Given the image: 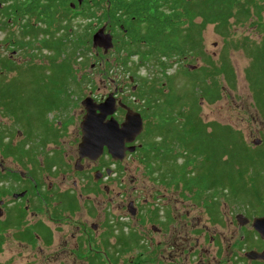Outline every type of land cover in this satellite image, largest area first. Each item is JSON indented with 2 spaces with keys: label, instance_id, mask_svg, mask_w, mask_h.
<instances>
[{
  "label": "rangeland",
  "instance_id": "1",
  "mask_svg": "<svg viewBox=\"0 0 264 264\" xmlns=\"http://www.w3.org/2000/svg\"><path fill=\"white\" fill-rule=\"evenodd\" d=\"M259 3L264 4L263 1H259ZM250 9L252 13L246 21L238 22V14L233 15L229 19L228 24L230 27L226 35L216 32L214 24H207L201 33L200 47H197L198 53L190 51L188 56H182L179 60L176 59L177 63L167 70V74L173 77L172 88L174 94H178V96L186 95L187 100H193L192 94H195V97L199 99L200 111L197 117L205 124H208V129L210 130L209 124L231 128L236 132L235 135L240 138V141L248 148L249 152L253 151L252 148L254 149L255 147H260V149L263 147L264 150V109L263 112H260L261 110L255 101L254 92L247 77L248 73L254 69V54H260L262 52L261 49H264V10L261 14V20L258 21L254 8L250 7ZM73 22H78L79 24L81 20L75 18L71 23L73 24ZM199 22L200 19H195V23ZM90 48L87 53L81 51L80 54L73 55V53L68 52L70 55L68 64L71 66L73 75L72 77L65 75V80L58 79L56 81V83L62 84V88L58 87L59 84L56 86V92L52 94V99L56 98V103L51 107L58 106V109L64 113L63 115L57 111L49 115V117L54 115V120L52 121V126L54 127H57L55 126L58 120H55L56 114L62 115L60 118L62 127H60V135L58 134L56 141L53 143L47 141L49 144H45L42 152H40L39 146L35 142H31L29 150L33 155L31 159L23 158L22 162H18L12 157H6L3 153L1 156L0 151V159L1 157L4 159V167L24 172L30 171L31 173L34 170V165L38 162L40 163L37 165L40 168L39 179L44 185L43 189L49 187L50 190L48 192L51 191V193L54 192L57 195L62 192L72 191V195L79 196L81 199L76 200V207L72 213L62 212L60 219L56 221L48 219L51 212L50 203H47L50 208L46 205L39 210L29 208L26 215V228L31 231H34L35 228H40L42 232L48 229L50 234L43 240L41 239L42 234H39L40 238H37L35 243L29 244L28 241L16 237L19 234L18 232L21 231L16 232V229H9L2 232L0 264H87L85 259L94 255V247L97 246L100 249L102 247V249H106L105 252L107 254H111L113 258L117 259V264H167L163 257L168 254L173 255L172 261L176 264H182L183 262L185 264H191L192 262V264H196V257L194 258L189 252L188 244H181V238L185 237V240L188 239L187 242H191L189 243L190 245H194L193 243L197 236L196 230L193 231L192 229L196 226L195 219H206L204 212L202 213L201 211L204 208V203L195 201L193 190H186L177 181L168 182L166 183L167 185L162 183L163 186H161V183H155L153 176L145 170L141 157L137 152L124 156L120 162H115L108 157L107 167L111 171H109L108 177L103 180V186H83L86 179L92 182L93 170L89 169L91 166L98 168L97 162L91 163L89 166L84 163V170L81 172L73 170L74 159L77 155V145L81 142L80 123L84 116V108L81 102L84 98L90 96L95 98V101L101 100L102 102L116 87H121L123 93L117 94L116 98L129 97L130 101H135L140 106L142 104L141 101L131 95L138 84L136 76L133 77L134 73L138 77H147L149 81L154 82L156 85L161 83L162 87L165 86L164 82L162 84L164 78L159 72L158 65H147L138 69L135 67L136 64L132 63V61L135 62L137 60L136 57H131L132 61L128 62L129 69L124 70L116 66V59L119 58V55L115 53V48L112 47L114 50L109 48L106 53L101 47L90 45ZM95 48L102 49V53L106 56L111 50L108 60L96 56ZM38 54L40 56L35 58L20 56V59L16 58L14 60L16 62L14 66L16 68L20 67L24 71L32 64L39 65V67L47 66L42 67L46 69L51 67L48 60L42 57L46 54L50 55V52L43 51ZM205 56L209 57L210 61H212L211 63L216 66L228 63L233 71V80H229L224 74H220L217 77L220 98L214 103H209L199 98L202 83L195 79L196 77L193 78L192 75L187 74L203 66L209 67ZM59 62L60 60H57L56 64ZM107 62L113 66L112 69L108 70ZM189 66H191V69L188 68ZM16 75V72L10 73L7 79L16 77ZM197 75L199 74L197 73ZM21 77L23 78L21 80L26 82L23 85V89L29 94L32 88V85L28 84L30 76L22 75ZM128 77H133L134 82L129 83ZM35 78L33 77V80ZM260 84L263 87V83L260 82ZM60 89L65 91L64 94ZM44 90L45 88H42V91ZM164 93H167V90ZM65 97H68V100L64 99ZM4 103H6L5 100ZM43 103L44 101H41L35 107L36 114L32 117L33 119L39 120L44 110L47 109L46 104ZM25 105H27V102H25ZM184 105H186L183 108L184 112L193 110L191 104L187 103ZM7 110H10L8 105ZM0 112L1 130H6V128L8 130V128L14 127L13 131L20 129L19 131H25L30 134L37 127L34 121H31L30 126L24 124L26 120L28 121V117L24 113L21 114L22 123L17 125L18 120L13 122L12 117H9L4 110H0ZM115 118L121 120L122 116L117 113ZM148 119L150 123L155 122L154 118L148 117ZM46 128L50 132L54 130L52 127L53 130ZM30 129H32V132ZM37 131L42 132L43 130L40 127ZM141 132L137 136L135 145L143 144L141 140L143 133L141 134ZM17 138L15 136L12 145L20 141ZM256 141H259V143L255 144ZM176 150L177 148L174 149V151ZM52 152L55 154L53 158L56 160L57 165L54 163L56 166L51 168L52 171L49 172L44 162L46 156L50 157L51 160ZM179 163L180 160L177 161V165ZM261 176L264 179V167H262ZM244 181L247 186L250 185L248 176L244 177ZM74 182H76L75 188H73ZM104 186L107 188V193L103 192L102 187ZM2 191L0 188L1 193ZM51 193H47V199L50 198ZM0 197V199L5 201H10L11 199L8 194L6 197ZM28 198L30 196L26 197V199ZM241 199L248 204L249 202L247 201L251 200V197H243ZM129 201L135 202V206H138V217H130L128 215L126 204ZM144 201L146 202L144 203ZM224 202H228V207L225 206ZM232 203L226 196L217 197L220 218H222V223L220 224L222 228H219L220 230L227 231L230 229L228 221L230 219L233 220L235 214L239 213L231 208ZM20 205H28V202L21 201ZM249 205L251 206V204ZM53 206L54 204H52ZM261 210L263 211V208ZM32 213H37V216L31 217L30 214ZM184 213L188 215V218H186L187 226L181 230L177 216ZM171 214L173 228L181 230V232L179 235L174 234L170 238L167 235L166 218H169ZM225 215L229 219H225ZM205 222L207 223L208 221L205 220ZM153 223L162 224L158 227L165 228V231L162 233L152 232L150 226ZM39 224H43L46 228ZM91 224H99L96 233H91L89 229ZM76 227L79 230H76ZM210 227V231H212L213 226L210 225ZM169 240L172 243L171 246L174 247L172 249L169 246L167 247ZM183 246L186 247L183 251L187 249V260L186 255L178 254L174 256L177 249ZM116 251L118 253L115 255Z\"/></svg>",
  "mask_w": 264,
  "mask_h": 264
},
{
  "label": "trees",
  "instance_id": "2",
  "mask_svg": "<svg viewBox=\"0 0 264 264\" xmlns=\"http://www.w3.org/2000/svg\"><path fill=\"white\" fill-rule=\"evenodd\" d=\"M45 1L42 12L45 11L48 15L43 14V17L40 18L47 25L44 26V29L53 31L58 29L59 31V35H54L55 31H52L49 39L42 42L43 47L52 52V57L50 56L48 60L49 65L51 64V67L48 68L51 74L41 73V70L45 69L42 67L47 66L39 67V65L32 64L24 71L20 67L16 68L8 63L6 67L9 72L16 71L17 75L11 82L0 81V84L4 85L0 96H3L5 102H9L11 104L9 106L13 109L30 111L32 116L36 114L35 107L41 101L46 104V110L55 103L56 98L52 99V94L56 92L55 88L59 84L56 83L58 79L65 80V75L72 77V69L68 64L70 57L68 52L73 55L80 54L81 51L87 53L90 48L89 35L84 24L87 14L85 1L81 0L76 12H73L68 5L66 6L69 0ZM259 1L171 0L170 5L162 10L158 7L159 2L155 1L154 11L150 13L151 15L145 9L148 0H139L136 8L131 7L128 3L125 4L128 7L125 15H128V18L135 16L130 19V27L134 29L133 34L138 40L120 41L119 45L114 43L113 48L120 52L117 54L119 58L116 59V66L128 70V62L132 61L130 56L136 55L137 60L132 61L136 64L135 67L140 69L147 65H158L159 72L164 78L162 84L163 82L165 84L162 87L161 83H157V86L147 77H138L135 73L133 74V77L136 76L138 84L131 95L140 100L142 104L139 106V103L130 101V99L123 103L129 104L138 111L144 121V132H142L143 137L141 138L143 144L141 148L137 149V153L141 157L145 170L148 174L154 175V179L163 183L182 182L183 188L194 191V198L197 202L206 204L207 199L218 196H226L227 199L230 197L238 199L251 197V200H248L251 207L262 205L260 199H263L264 179H262L261 170L264 167V150L263 147L262 149L255 147L252 148L253 151L249 152L240 138L235 135L236 132L229 127L209 124V130L208 124L197 117L200 111L199 99L195 97V94H192L193 100H187L186 95H179V97L178 94H174L173 77L167 74V70L177 63L176 59L188 56L190 51L198 53L197 47H200L201 33L207 24H214L216 32L226 35L230 27L229 19L238 14V22L246 21L252 13L250 7L254 8L256 18L260 21L263 4H260ZM116 6L118 5L116 4ZM56 15L58 16L55 19ZM107 15L112 20H119V16L114 10L108 11ZM145 16V19H141ZM75 18L81 22L72 24L71 22ZM195 19H200V22L195 23ZM53 25H55L54 29ZM29 30L36 31L37 29L30 27ZM40 31L42 30L40 29ZM45 32L46 29L43 30L44 34H46ZM261 50L260 54H254V71L251 70L247 77L260 112H263L264 49ZM205 58H207L209 67L203 66L187 74L201 81L199 98L214 103L220 98L217 77L224 74L229 80H233V71L228 63L216 66L211 63L209 57L205 56ZM57 60H60L58 64H56ZM106 66L108 70L113 68L108 62ZM22 75L30 76L28 84L32 85V88L29 94L23 89L26 82L21 80L23 79ZM33 77L36 78L33 80ZM260 82L263 83V87ZM41 85L45 88L43 92ZM58 87L62 88V84H59ZM47 89L48 91H46ZM165 90L167 93H164ZM64 92L62 91L63 94ZM187 103L191 104L193 110L184 112L183 108L186 106L184 104ZM188 109L190 108L188 107ZM148 117L154 118L155 122L150 123ZM175 148H177L176 151H174ZM178 160H180L179 165H177ZM245 176H248L249 186L244 181ZM0 230L4 229L0 228ZM17 238L31 242L33 236L28 234ZM2 240L3 237L0 233V242Z\"/></svg>",
  "mask_w": 264,
  "mask_h": 264
},
{
  "label": "flooded vegetation",
  "instance_id": "3",
  "mask_svg": "<svg viewBox=\"0 0 264 264\" xmlns=\"http://www.w3.org/2000/svg\"><path fill=\"white\" fill-rule=\"evenodd\" d=\"M78 0H69L68 6L73 12H76L77 6H79ZM81 2V0H79ZM85 1L86 6V16H85V28L88 32V40L90 42V45L92 46V37L95 32H97L99 29L104 28V33H108L112 37V43L116 42L117 45H119L120 41H127L132 42L138 40L135 36L134 29L130 27L131 20L135 18V16H131L128 18V15H125L127 13V8L125 6L126 3L130 5L133 8H136L137 4L139 3V0H82V2ZM119 1V2H118ZM155 1L159 2L158 7L160 10L166 9L170 3L171 0H148L147 5L145 4V9L147 10V13H152L154 11L155 7ZM173 1V0H172ZM191 1V0H186ZM46 3L45 0H0V81L4 80V82H11L13 78L7 79L8 76L16 71L9 72L8 63L14 65L16 63L14 60L16 58L20 59V56L25 57H38L40 56L38 53H41L43 51L50 52L49 54H46L45 56H42L44 59L49 60V57L52 55V52L50 50H47L43 47L42 42L45 39H49V35L53 30L46 29V34L43 33L45 23L40 19L43 17V14L48 15L42 10H44V4ZM143 3V2H142ZM264 3V0H263ZM34 4V5H33ZM74 4V5H73ZM116 4L118 6H116ZM144 4V3H143ZM73 5V7H71ZM264 5V4H263ZM178 9V8H176ZM32 10V11H31ZM115 11L116 15L119 16V20L115 21L112 20L110 17H108L107 13L108 11ZM264 10V7H263ZM151 15V14H150ZM58 15H56L55 19ZM145 17H141V19H145ZM30 27L32 29H37L36 31L29 30ZM55 28V25H53V29ZM40 29L42 31H40ZM54 35H59L58 29L54 30ZM53 31V32H54ZM2 35V36H1ZM91 48L88 49L90 51ZM95 54L96 56L108 60V56L110 55L111 50H114L113 48L108 52L107 56L102 53V49L95 48ZM116 54L120 53L115 51ZM124 55V53H121ZM52 57V56H51ZM130 57H136V55H131ZM45 75H50L51 71L50 69H42L41 73ZM17 73V72H16ZM133 78V77H132ZM111 81V80H110ZM113 81V80H112ZM129 83L131 82V77H128ZM134 80L132 79V83ZM4 88L3 84H0V93L2 89ZM41 88L42 87L41 85ZM43 92V91H42ZM115 98L117 97V94H122L123 89L121 87H116V89L113 90ZM92 98V97H91ZM68 99V98H67ZM93 100L95 98H92ZM130 98H122L117 99L116 101H119L121 104L125 105L130 110L139 113L138 111L134 110L129 104L123 103V101L129 100ZM3 96H0V110H4L6 114L10 117H12V121L16 122L17 125H20L22 123L21 114L24 113L26 117H28V121H25V125L31 124V121H34L36 123V129L33 133H26L25 131H19L20 129L13 131V128H6V130H1L0 128V151L1 156L2 153L6 157H12L18 162H22V159H31L32 155L30 152V146L31 142H35L37 146H39L40 152L43 151L45 144L47 141L49 143H53L56 141V137L58 134L60 135V127H62V121L60 120L61 116L60 114H56V125L57 127L52 126L54 115L49 117L50 114H53L54 112L59 111L61 114L64 115V113L58 109V106L50 107L48 110H44L42 113V120L40 118V121H37L33 119L30 111H23V109H13V107L9 106L11 105L9 102L4 103ZM95 103L100 104V101H95ZM56 103V102H55ZM54 103V104H55ZM7 105L10 108V112L7 110ZM15 111V112H13ZM83 115H85L86 111H83ZM125 110L121 107L116 108L113 117L118 122L121 123L124 120ZM1 113V112H0ZM18 113V114H17ZM120 114L122 116L121 120H118L116 117V114ZM140 114V113H139ZM141 116V114H140ZM23 117V116H22ZM20 118V119H19ZM142 118V116H141ZM83 119V117H82ZM143 121V119H142ZM81 124V123H80ZM42 128V132L40 133L37 131V129ZM46 127L51 128L53 132H50ZM57 130V131H56ZM144 130V121H143V128L142 132ZM32 132V129H30ZM141 132V134H142ZM32 134V135H31ZM15 136H17V139H20V141L17 144L12 145V141H14ZM139 139V137H138ZM137 142V137L135 141L132 143H126L125 145L127 147L134 146V150L132 152L126 151L125 157L128 154H134L137 152V149L142 147V144L135 145ZM47 143V144H49ZM79 145V144H78ZM77 145V155L74 159L73 164V170L75 172H81L84 170L83 164L86 163L87 166L91 165V163H98L97 167H92L89 170H93L92 182H89L88 179L85 180V185H92L94 186H100L103 183V180L108 177L109 171H111L107 167V158H112V156L108 153V150L106 147L103 148L101 154L94 160L89 159L88 157H80L79 155V149ZM47 155V154H46ZM54 153L51 154V160L50 157L46 156V160L44 162L46 168H48V171H52L51 168H54V166L57 165L56 160L53 158ZM181 159V158H180ZM2 157L0 159V188L3 190L2 193L0 192V196L6 197V195H10L11 199L10 201H5L4 199H0V228L4 230H0V233L6 231V230H14L16 229L19 234L16 237H22L26 236L28 234H31L33 236V239L31 242H28L29 244H33L36 242L37 238H40L39 234H42L41 239L47 238V236L50 234L48 229L44 232H42V229L35 228L34 231H31L29 228H26V215L29 211V208H33L34 210H39L42 207H45V205L50 208L47 203L51 204V212L50 217H48L51 221H56L60 219V214L62 212L72 213L74 208L76 207V200H80L81 197L72 195V191H66L62 192L59 195L55 194L54 192L51 193L49 187H46V189H43L44 185L39 179L40 174L39 170L40 168L37 166V164L34 165L33 171L30 173L19 171V170H12L7 167H4L3 165ZM115 162H120L121 160H114ZM54 163L56 165H54ZM43 164V165H44ZM189 168V167H188ZM95 174L98 177V179H95ZM156 175V174H155ZM88 176V175H87ZM153 179L155 178L154 175H152ZM155 183L159 184L161 183V186L163 182H161L158 179H154ZM168 183V182H166ZM164 182V185H167ZM171 183V181H170ZM181 186L183 187L184 184L182 182H179ZM94 185V186H93ZM76 182L73 183V188H75ZM103 186V185H102ZM103 192H106L105 186L102 187ZM47 193H51L50 198L47 199ZM27 196H30V198L26 199ZM3 197V198H4ZM1 198V197H0ZM232 203V207L235 212H239L238 214H235V218L232 220L230 219L228 221V225L231 227L227 231L220 230L219 228H222L220 225L222 223V218H220V209L219 205L217 204V197H213L211 199L206 200V204L204 202L202 208V213L205 214V220L208 222L206 223L204 219L197 218L196 226L195 228H192L193 231L196 230V238L194 240V245H190L184 238H181V244L187 245L189 248V252L192 254V256L196 257V264H264V232H263V238L260 236L257 230L253 228V222L255 219L263 218V231H264V201L263 199H260V202H262V205L251 207L249 204H241L244 202L243 199L233 198L230 197L229 199ZM21 201L28 202V205H20ZM215 201V202H213ZM146 201H144L145 203ZM248 202V201H247ZM52 204L54 206L52 207ZM225 206L228 207V202H224ZM136 203L133 201H129L126 204V211L128 212V215L130 217H138V206H135ZM235 205V208H234ZM263 208V211L261 210ZM49 210V209H48ZM256 212V213H253ZM169 214V213H167ZM31 217H36L37 213L30 214ZM186 218H188L187 213L184 214H178L177 219L180 222L181 230L186 227ZM225 219H229L226 215L224 216ZM167 222V235L172 237L174 234H178L181 232V230H177L176 228H173L172 223V214L169 218H166ZM210 223L212 227V231H210ZM36 224V222H35ZM34 224V225H35ZM43 227H45L43 224H39ZM162 224H156L153 223L150 226V230L155 233H162L165 231V228H160L158 226H161ZM166 225V224H165ZM46 228V227H45ZM99 228V224H91L90 225V231L91 233H96V231ZM76 230H79L78 227H76ZM39 235V236H38ZM91 235V234H90ZM175 245V243H173ZM102 245V244H101ZM104 245V244H103ZM172 243L169 240V246L171 249L174 248L171 246ZM91 247V246H90ZM105 247V246H104ZM103 248V247H102ZM100 249L98 246L94 247V255L92 257H88L85 259L87 261V264H117V259L113 258L111 254H107L105 251L106 249ZM186 247L183 246L179 249H177V252L174 256L178 254L186 255L187 260V249L183 251ZM165 250V249H164ZM164 250H163V256H164ZM118 253L116 251L115 255ZM173 256V255H172ZM172 256L168 254L166 257H163L165 259V262L167 264H176L172 261ZM180 256V255H179ZM181 257V256H180ZM84 261V259H83ZM193 263V262H192ZM191 263V264H192ZM182 264H185L183 262Z\"/></svg>",
  "mask_w": 264,
  "mask_h": 264
},
{
  "label": "water",
  "instance_id": "4",
  "mask_svg": "<svg viewBox=\"0 0 264 264\" xmlns=\"http://www.w3.org/2000/svg\"><path fill=\"white\" fill-rule=\"evenodd\" d=\"M78 2L80 3L79 0ZM92 46L101 47L106 53L109 48L113 47L111 35L104 33V28L99 29L92 37ZM188 68L191 69V66ZM81 104L86 113L80 124L81 142L78 145L80 157L94 160L106 147L114 160H122L126 151L134 150V146L127 147L125 144L135 141L142 131L143 121L139 113L116 101L114 93L108 94L100 104L95 103L90 96L84 98ZM117 106L126 111L121 123H118L113 117ZM257 143L259 141H256L255 144ZM95 179H98L96 174ZM253 228L263 238V218L255 219Z\"/></svg>",
  "mask_w": 264,
  "mask_h": 264
}]
</instances>
